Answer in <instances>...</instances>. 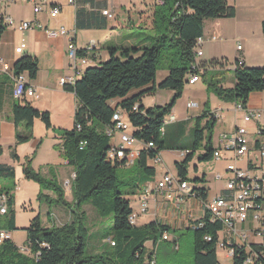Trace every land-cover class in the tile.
Wrapping results in <instances>:
<instances>
[{"label":"trees","instance_id":"16d2710c","mask_svg":"<svg viewBox=\"0 0 264 264\" xmlns=\"http://www.w3.org/2000/svg\"><path fill=\"white\" fill-rule=\"evenodd\" d=\"M89 1V0H87ZM164 1V2H163ZM83 10H77V17ZM235 16V6L228 0H155L153 13V32L150 42L143 46L110 48L108 59L84 69L74 84L64 85L65 90L74 93L77 106L71 128L62 131L61 143L55 145L66 163L72 168L74 178L70 189L72 200L65 197V189L55 178H46L34 171L28 164L23 167L26 178L39 184L38 199L51 208L54 204L66 207L70 219L61 224L43 226L39 216L30 221L26 228V247L23 252L11 239L0 244V264H150L154 252L145 247L147 241L157 243V233L162 236L169 227L158 222H149L137 226L129 222L133 212L128 194L137 189L155 173L149 160L165 149L188 150L181 160L175 161V170L182 180L194 183L205 182L204 177H187V165L194 152L207 139L205 153L200 160L213 158L211 131L216 118L206 108L191 118L190 146H182L176 140L167 141L166 130L178 138L187 121L164 123L176 101L182 96L189 76L198 73L206 89L225 102L239 103L246 107L251 92L264 90V66L250 67L238 59L234 62L232 87L223 86L227 70L224 60L198 61L195 63L194 49L196 39L203 33V21L210 18H231ZM6 24L0 14V36ZM264 35V21L261 23ZM79 54L86 55L84 49ZM159 65L168 71L165 78L155 84ZM37 59L24 55L14 64L15 73H27L33 79L37 73ZM151 84L150 87H146ZM137 94L125 98L116 107L110 101L125 97L131 90L143 88ZM158 89L172 91L170 100L164 105L144 108L141 97ZM137 108L133 110V106ZM116 110L124 111L132 126L131 136L143 144L151 142L153 147L145 145L138 149L131 166L138 171V178L128 184L118 183L117 169L125 166L127 159L110 156L116 138L108 135L106 129L113 125L112 116ZM41 120L48 129H55L50 122L48 112L39 111L25 98L18 99L12 107V121L15 126V144L23 143L33 137V122ZM162 129V130H161ZM207 132V136L205 135ZM264 134V131H262ZM81 145V143H83ZM169 145V146H168ZM1 154V147H0ZM11 156L18 160L15 149ZM0 176H14V168L0 164ZM201 200H205V189L193 188ZM8 195V210L0 214V228L14 229V215L11 209L12 197L8 190L0 188V194ZM90 202L100 218L112 219L114 235L109 245L96 253H86L89 237L87 214L84 203ZM200 226L193 229V264H218L217 241L223 229L220 221H210L209 214L197 221ZM205 236H209L207 240ZM262 262H264V248ZM39 252V255L35 254ZM244 252L237 253L232 264H241ZM155 264V262H154Z\"/></svg>","mask_w":264,"mask_h":264},{"label":"crops","instance_id":"0c3cea01","mask_svg":"<svg viewBox=\"0 0 264 264\" xmlns=\"http://www.w3.org/2000/svg\"><path fill=\"white\" fill-rule=\"evenodd\" d=\"M246 1L248 9L246 14L239 15L235 7V16L231 18H210L203 21L202 55L198 61L224 60L227 63L224 69L227 72L223 75L222 83L225 87L234 85L232 70L237 59L250 67L264 66V35L261 30V23L264 21V0ZM154 2L155 0H76L73 4L68 3V0H44L41 4V11L38 13H34L30 3H12L3 4L4 10L1 15L12 18L16 23L21 21L38 22L49 29L63 26L69 33H73L74 43L79 49L95 42L96 47L90 53V64L97 65L108 59L110 48L137 47L150 42V33L153 32ZM56 5L60 7V10L57 16L52 18L48 12L52 6ZM81 9L83 12L77 17V10ZM104 9L110 10L112 16L103 15L101 10ZM25 10L28 12L24 13ZM226 23H231V26L224 27L223 24ZM212 34L216 35V39L211 38ZM22 42L25 43L23 52L16 53L15 48ZM232 43H235L236 46H233ZM66 45V37L49 38L44 30L38 28L20 30L17 26H6L0 36V61L9 63L12 70H14L15 62L24 55L37 59L38 69L35 78L31 79L27 73L23 74L26 83L36 89L39 97L27 99V101L39 111L48 112L51 125L55 128L48 129L41 120L35 119L33 137L28 142L15 145L12 107L18 99L13 95L12 74L3 71L0 62V164L9 165L15 171L17 164L24 156L33 155L34 166L41 168L52 178L56 175L59 184L70 178L73 171L55 148V145L62 141V134L58 132V129L72 127L77 106L74 93L65 90L59 82L61 76L72 73L71 62L66 54ZM239 45L241 48L238 49ZM198 83H201L199 87L196 86ZM189 85L196 95L190 99L192 101L186 102L184 109H181L178 104L182 96L176 101L171 113L167 116L169 123L189 121L208 108L216 118L214 128L217 125V132L215 138L211 139L214 149L218 148L222 135H230L236 126L245 127L248 131L249 151L243 158L236 161V165L239 168H249L251 172L259 173L264 168V160H260V166L263 168H259L255 163L257 156L254 148L257 141L264 140V134L257 133L258 129L264 131V90L250 93L246 110L252 113V118L249 121H244V111L237 110V103L222 101L215 94L209 92L200 75L196 82ZM150 86L151 84L145 88ZM142 89L144 87L133 89L125 97L111 100V107H116L122 100L137 94ZM167 91V98L170 100L173 92ZM189 102H194L195 106L188 108L187 103ZM192 124L190 121L187 122V127L190 130ZM11 148L15 149L19 161H14L11 158ZM181 151L177 152L178 160L182 159ZM160 155L164 165L168 167L166 158L163 157L164 150L160 151ZM214 159L218 169L211 174L212 180L209 181L206 175H198L196 171L195 177H204L205 182L192 183L188 181L192 187L205 189V200L207 201L225 191L228 178L226 166L232 162L233 155L225 150H220L219 158ZM148 164L153 166L150 160ZM153 167L154 175L147 179L135 193L137 201L143 187H152L162 175V166ZM223 178H225L224 184L217 185L218 181ZM16 188L20 189L19 186ZM64 189L65 197L70 201L72 199L71 189L68 191L66 188ZM173 190L174 194L178 192L176 187ZM135 211H138V208ZM46 213V220L41 218V223L45 227L52 224L61 225L70 219L68 209L59 204H54L53 209L49 207ZM205 213L206 210L199 197L187 194L181 202H176L175 199L169 200L164 194L157 193L149 197L148 211L137 216L135 225L141 226L149 222H158L168 226L169 238L167 240H172L175 248L179 250L180 240L170 232L193 230L194 224L201 220ZM157 244L158 242L155 248ZM152 245H154L153 241L145 243L148 250H151ZM155 255L156 249H154L153 261L158 264ZM217 259L218 264H232V259L223 249H217ZM184 264H193V251H189L188 259Z\"/></svg>","mask_w":264,"mask_h":264},{"label":"built area","instance_id":"2783aa9c","mask_svg":"<svg viewBox=\"0 0 264 264\" xmlns=\"http://www.w3.org/2000/svg\"><path fill=\"white\" fill-rule=\"evenodd\" d=\"M44 0H0L1 4L12 3H30L33 6L34 13L41 11V4ZM76 0H68V3L75 4ZM164 2V1H163ZM59 6H52L49 10L50 17L54 18L59 13ZM105 16L111 17L112 13L108 9L101 10ZM6 26H17L20 30L30 28L42 29L46 32L49 38H56L63 36L67 38L66 54L71 62L72 73L60 77L61 85L74 84L75 81L82 75L83 64H90V53L96 47L95 42L87 44L82 48L86 55L79 54V48L75 45L73 33L60 26L57 29H49L38 22L21 21L16 23L10 17H4ZM212 39H216V35H211ZM203 43V35L196 39L194 49L195 63L192 68L198 65V58L202 55L201 45ZM25 48V43L22 42L15 48L16 53H22ZM241 46H238V49ZM1 62V61H0ZM1 69L5 72H10L13 77V95L15 98L35 99L39 97L35 88L28 85L25 81L23 73H15L7 62H1ZM199 79L198 73H193L189 76V84H193ZM195 106L194 102L187 103V107ZM237 110H243L244 121H249L252 118V113L243 108L239 103L236 105ZM137 108L135 104L133 110ZM113 125L106 129L108 135H114L116 142L114 147L110 150V156L118 159H127L126 165H132L138 149L142 146L153 147L151 142L143 144L141 142L131 141L132 126L127 119V114L124 111L116 110L112 116ZM164 123H169V118H165ZM162 130V129H161ZM247 129L242 126H236L230 135H222L219 139L218 148L213 152V157L218 159L220 150H225L232 153V162L227 164L226 171L228 178L225 184V191L214 196L210 200H202L203 206L209 214V220L220 221L223 229L217 241V249H223L226 254L233 259V257L241 251L244 252V257L241 264H264L262 262L264 248V168L258 165L261 171L259 173L251 172L249 168H239L236 161L243 158L249 151V140L247 137ZM259 135L263 134L262 130L258 129ZM81 143V145H83ZM257 159L264 160V140L256 142L254 148ZM188 150H183L180 157L183 158L188 153ZM153 166H162L163 172L154 185L145 186L138 198V211H133L129 216V222L135 224L136 218L139 214H145L149 207V197L152 194L162 193L169 200L175 199L176 202H181L182 198L187 194L198 197V194L193 192L191 184L187 180H182L177 174L171 172L163 162L160 152H157L151 159ZM74 178V173L70 178L63 181L64 188L70 189L71 180ZM176 187L178 192L174 194L173 188ZM8 210V195L0 194V214L4 215ZM201 223H195L193 228L200 226ZM161 238H169L168 233L165 232ZM210 240L209 236H205ZM10 239V231L0 228V244ZM23 252H28L29 249L25 246L20 248ZM39 255V252L35 254ZM152 264V260L150 262Z\"/></svg>","mask_w":264,"mask_h":264},{"label":"rangeland","instance_id":"374dc122","mask_svg":"<svg viewBox=\"0 0 264 264\" xmlns=\"http://www.w3.org/2000/svg\"><path fill=\"white\" fill-rule=\"evenodd\" d=\"M230 4L234 5L237 9V12L239 15H243L247 13V7H246V0H228ZM238 3V5H237ZM4 5L0 4V14H3ZM28 10H25L24 13H27ZM224 27L228 28L231 26V23L223 24ZM233 46H236L235 43H232ZM232 44H230L232 46ZM88 66H93L91 64H83V69ZM255 67V66H253ZM168 71L164 65H159L155 81L156 84L162 81L165 76L167 75ZM201 83L196 84V86H200ZM168 91L165 89H158L156 92L153 93H146L141 97V105L144 108H149L152 106H158V105H164L166 102H168ZM196 95L193 88L187 83L185 85V90L183 92L182 98L178 102L181 109H184L186 107L187 101H192L190 99H193V97ZM240 120V116H239ZM189 128L185 127L183 130V133L178 137L175 138L176 135L171 134V132L166 130V134L164 138L167 141H173L176 140L179 143H181L182 146H190V140H191V132L189 134ZM217 125L215 128L211 131V137L215 138ZM57 131V130H55ZM58 132L62 134V131L58 129ZM207 132H205V135L207 136ZM31 139V138H30ZM29 139V140H30ZM29 140L25 141L28 142ZM206 137L202 141L201 145L198 147V149L194 152L192 159L187 165V177L189 179H193L196 175V171L198 175H206L208 180L211 179V174L218 169V166L216 165V161L214 158H212L209 161H203L200 160L201 156L205 153V144H206ZM23 142V143H25ZM22 144V143H19ZM17 145V144H15ZM169 146V145H168ZM180 150L177 149H165L163 157L166 158L165 161L167 162L168 169L176 173L175 170V161L179 159L177 152ZM12 158V156H11ZM33 155L24 156L20 163L17 164L16 170L14 171V176H0V188H3L5 190H8L12 197V212L14 215V229L10 232V238L11 240L19 246V248L26 246V228L29 226L30 221L35 218L36 216H39L40 219L42 218L44 221L46 220V210L49 208L48 204L45 202H41L38 199V193L40 190L39 184L32 180L25 177L23 174V167L25 165H29L34 171L41 173L46 178H52L51 175L48 173H44L41 168H36L34 166V162L32 161ZM13 159V158H12ZM14 161H19L13 159ZM256 165H260V161L257 159L255 161ZM196 168V169H195ZM137 169L131 165H125L122 167H119L117 169V178L119 185L128 184L130 181L136 180L138 178ZM49 172V171H48ZM55 180L58 182V178L55 175ZM225 178H223L221 181H218L217 185L221 186L224 184ZM193 183V181H190ZM19 186L20 189H17L16 187ZM68 191V187H67ZM130 200V204L135 211L138 208V201L136 200L135 194H128L126 196ZM72 200V199H71ZM70 200V201H71ZM54 206V205H53ZM53 206H51V209H53ZM83 210L87 214V225L89 227V237L87 240L86 245V253H96L103 250V245H109L111 238H113L114 231H113V222L112 219L107 218L103 219L100 218L93 205L90 202H86L82 206ZM171 235H174L175 238H178L180 240V249H176L174 242L172 240H163L161 238L160 233H157V247L155 248L154 245H152L151 250L154 252V249H156V259L158 264H184L186 263L189 255V251H193V245H192V235L193 230H177V231H171ZM150 250V251H151Z\"/></svg>","mask_w":264,"mask_h":264},{"label":"bare ground","instance_id":"6f19581e","mask_svg":"<svg viewBox=\"0 0 264 264\" xmlns=\"http://www.w3.org/2000/svg\"><path fill=\"white\" fill-rule=\"evenodd\" d=\"M131 141L132 142H138L137 140H135L132 136H131ZM168 238H165V240H167ZM152 264H154V262H152Z\"/></svg>","mask_w":264,"mask_h":264}]
</instances>
